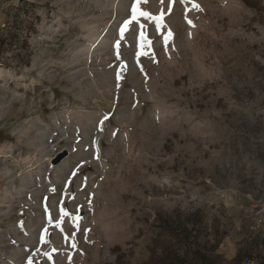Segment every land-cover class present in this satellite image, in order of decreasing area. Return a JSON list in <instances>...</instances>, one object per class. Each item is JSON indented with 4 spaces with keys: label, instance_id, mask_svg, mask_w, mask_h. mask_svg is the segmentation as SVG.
Segmentation results:
<instances>
[{
    "label": "rangeland",
    "instance_id": "374dc122",
    "mask_svg": "<svg viewBox=\"0 0 264 264\" xmlns=\"http://www.w3.org/2000/svg\"><path fill=\"white\" fill-rule=\"evenodd\" d=\"M193 215L264 264V0H0V264H142Z\"/></svg>",
    "mask_w": 264,
    "mask_h": 264
},
{
    "label": "trees",
    "instance_id": "16d2710c",
    "mask_svg": "<svg viewBox=\"0 0 264 264\" xmlns=\"http://www.w3.org/2000/svg\"><path fill=\"white\" fill-rule=\"evenodd\" d=\"M191 220L184 224H174L166 218L159 227L161 236L153 239L155 245L149 250L147 261L142 264H237L239 256L230 261L215 254L219 242L213 245H201L195 235L194 227L198 223ZM191 224L192 227H188Z\"/></svg>",
    "mask_w": 264,
    "mask_h": 264
},
{
    "label": "snow or ice",
    "instance_id": "6c2138e0",
    "mask_svg": "<svg viewBox=\"0 0 264 264\" xmlns=\"http://www.w3.org/2000/svg\"><path fill=\"white\" fill-rule=\"evenodd\" d=\"M133 13H134V15H135V8H133ZM141 15H144L146 18H147V13H141ZM127 23V22H126ZM157 23H159V21H157ZM122 31H123V29H122ZM108 117L106 116L105 117V119H107Z\"/></svg>",
    "mask_w": 264,
    "mask_h": 264
},
{
    "label": "built area",
    "instance_id": "2783aa9c",
    "mask_svg": "<svg viewBox=\"0 0 264 264\" xmlns=\"http://www.w3.org/2000/svg\"><path fill=\"white\" fill-rule=\"evenodd\" d=\"M243 264H252L250 260H245Z\"/></svg>",
    "mask_w": 264,
    "mask_h": 264
}]
</instances>
